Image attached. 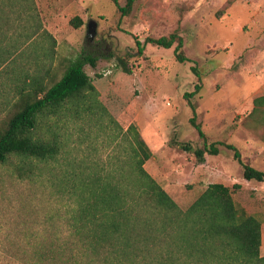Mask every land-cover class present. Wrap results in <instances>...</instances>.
Returning a JSON list of instances; mask_svg holds the SVG:
<instances>
[{"label":"rangeland","instance_id":"rangeland-1","mask_svg":"<svg viewBox=\"0 0 264 264\" xmlns=\"http://www.w3.org/2000/svg\"><path fill=\"white\" fill-rule=\"evenodd\" d=\"M127 3L119 0L121 6ZM4 4L8 5L7 0ZM36 8L38 18H25L21 26L7 32L6 58L0 69V119L9 109L16 82L41 74L46 79L54 75L57 81L70 60L87 55L97 58L88 73L96 76L93 98L103 104L108 89L119 87L122 93L128 85V77L114 68L117 56L128 54L139 94L118 115L115 110L122 102L107 107L124 131L135 125L150 148L152 157L145 170L184 211L210 181L231 177L230 188L242 183L234 191L235 203L262 222L264 242V182L245 180L234 151L225 146L219 147L222 155L215 160L227 162L226 167L216 172L208 171L210 165L198 170L195 151L203 147V140L191 123L189 106L194 104L196 123L210 143L235 146L246 163L264 171V125L260 123L264 119L248 117L254 99L264 95V0H133L129 14L121 19L112 0H36ZM76 16L84 20L77 29L70 24ZM92 20L96 34L89 40L87 23ZM34 26L37 33L29 39L25 34ZM173 33L183 40L188 59L183 63L175 58L176 45L164 49L146 43L147 38ZM16 36L20 41L15 46ZM137 40L144 47L141 55ZM93 102L88 100L77 112L65 110L44 122L52 125L50 131L43 129L44 134L54 133L66 145L56 159L35 162L29 177H18L8 168L0 170V236L64 230L63 218L50 215L68 201L60 193L68 163L75 162L77 171L91 172L128 162L126 139L115 124L113 132L106 127L108 116ZM112 135L117 136L115 141ZM185 144H190L191 151L182 149ZM196 174L201 177L197 179ZM209 174L210 179L205 177ZM150 248L176 246L162 242Z\"/></svg>","mask_w":264,"mask_h":264},{"label":"trees","instance_id":"trees-1","mask_svg":"<svg viewBox=\"0 0 264 264\" xmlns=\"http://www.w3.org/2000/svg\"><path fill=\"white\" fill-rule=\"evenodd\" d=\"M132 1L121 6L119 0H112L120 19L129 14ZM4 2L0 0V69L6 58L7 32L21 26L25 18H38L34 15L36 0H7V6ZM70 24L77 29L84 21L76 16ZM37 27L30 28L26 37L36 35ZM46 34L55 45L52 36ZM19 41L16 36L12 44L16 46ZM146 43L164 49L176 45V60L180 63L188 60L177 33L147 38ZM136 45L141 55L144 47L138 40ZM129 59L128 54L115 59V71L129 79L124 92L111 87L103 104L93 98L96 76H91L88 68H95L97 58L90 55L70 60L57 81H53L54 75L46 79V74L29 76L21 84L16 78L11 104L0 119V170L8 168L18 177H29L35 162L56 159L66 145L54 133L51 137L44 134L45 127L49 131L52 127L44 122L65 110L74 108L77 112L87 106L88 100L98 103L108 116V129L113 132L114 124L120 129L124 142L128 143L125 151L129 160L126 164L114 160L117 164L113 167L91 172L77 171L75 162L68 163L60 180V193L68 201L50 215L51 219L63 218L64 230L5 233L0 236V264H264L262 222L238 207L233 197L241 185L230 188L221 183L210 184L184 211L145 170V163L152 157L150 148L135 125L124 131L107 107L122 102V107L115 110L118 115L139 94L138 79ZM253 105L248 117L264 119V95L255 98ZM189 106L193 111L191 123L203 140V147L195 151L198 162H204L206 154L219 155V147L225 146L234 151L245 180L264 182V171L246 163L235 146L208 141L201 125L196 123L194 104L189 102ZM260 123L264 125V120ZM116 138L112 135L111 141ZM182 149L191 151V146L185 144ZM162 242L176 248H150L152 243ZM13 244L17 247L10 246Z\"/></svg>","mask_w":264,"mask_h":264},{"label":"crops","instance_id":"crops-1","mask_svg":"<svg viewBox=\"0 0 264 264\" xmlns=\"http://www.w3.org/2000/svg\"><path fill=\"white\" fill-rule=\"evenodd\" d=\"M57 1V0H56ZM59 2H61V0H58ZM82 18V17H81ZM83 19V18H82ZM84 21V20H83ZM51 35V34H50ZM52 36V35H51ZM55 37V36H54ZM56 38V37H55ZM221 155H222V152L219 154V155H208V154H206L205 155V160H204V162H202V163H199V165H198V170L199 171H201V170H203L204 168H202V167H209V165H210V167L208 168V171L209 172H216L217 170H219V168H224V167H226L228 164H227V162H223V163H219L217 160H215V159H217V158H220L221 157ZM225 155V154H224ZM216 161L215 162V164H214V166H213V164H212V162L213 161ZM218 162V163H217ZM220 166H219V165ZM197 169V168H196ZM201 177V174L200 175H197L196 174V178L197 179H199ZM205 177H208L209 179L212 177L211 176V174H209V175H205ZM207 178V179H208ZM230 178L231 177H229L228 179H219V180H217V181H214L213 183H221V184H224V185H226V186H230L231 184L229 183V181H230ZM206 181V180H205ZM208 184H212V182L210 181V182H208ZM240 185H242V183H240ZM207 185H205L204 187H206ZM204 191H202V193H203ZM263 232V231H262ZM261 249L262 250H264V242H263V233H262V245H261ZM262 255V254H261ZM262 256H264V255H262Z\"/></svg>","mask_w":264,"mask_h":264},{"label":"water","instance_id":"water-1","mask_svg":"<svg viewBox=\"0 0 264 264\" xmlns=\"http://www.w3.org/2000/svg\"><path fill=\"white\" fill-rule=\"evenodd\" d=\"M96 22L95 21H90L87 25L88 27V33H87V38L90 40V39H93L95 37V34H96Z\"/></svg>","mask_w":264,"mask_h":264},{"label":"flooded vegetation","instance_id":"flooded-vegetation-1","mask_svg":"<svg viewBox=\"0 0 264 264\" xmlns=\"http://www.w3.org/2000/svg\"><path fill=\"white\" fill-rule=\"evenodd\" d=\"M89 23V22H88ZM88 23H87V25H88Z\"/></svg>","mask_w":264,"mask_h":264}]
</instances>
